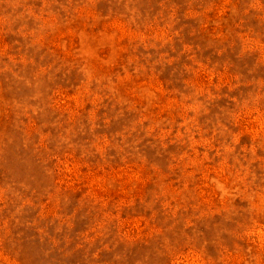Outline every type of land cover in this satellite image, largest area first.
<instances>
[{
  "label": "rangeland",
  "instance_id": "rangeland-1",
  "mask_svg": "<svg viewBox=\"0 0 264 264\" xmlns=\"http://www.w3.org/2000/svg\"><path fill=\"white\" fill-rule=\"evenodd\" d=\"M0 264H264V0H0Z\"/></svg>",
  "mask_w": 264,
  "mask_h": 264
}]
</instances>
